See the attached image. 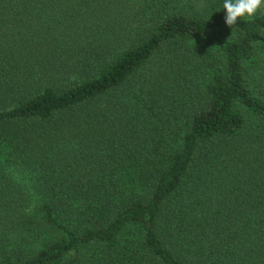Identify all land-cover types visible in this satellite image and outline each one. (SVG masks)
I'll return each instance as SVG.
<instances>
[{
    "label": "trees",
    "instance_id": "obj_1",
    "mask_svg": "<svg viewBox=\"0 0 264 264\" xmlns=\"http://www.w3.org/2000/svg\"><path fill=\"white\" fill-rule=\"evenodd\" d=\"M0 0V264H264V5Z\"/></svg>",
    "mask_w": 264,
    "mask_h": 264
},
{
    "label": "clouds",
    "instance_id": "obj_2",
    "mask_svg": "<svg viewBox=\"0 0 264 264\" xmlns=\"http://www.w3.org/2000/svg\"><path fill=\"white\" fill-rule=\"evenodd\" d=\"M264 5V0H222L221 10L224 11L223 23L232 28L238 18H251Z\"/></svg>",
    "mask_w": 264,
    "mask_h": 264
}]
</instances>
